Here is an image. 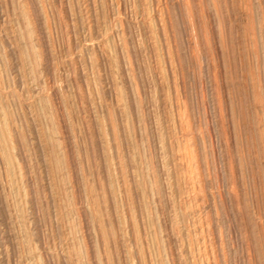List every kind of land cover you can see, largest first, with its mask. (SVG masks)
<instances>
[{"label":"rangeland","instance_id":"rangeland-1","mask_svg":"<svg viewBox=\"0 0 264 264\" xmlns=\"http://www.w3.org/2000/svg\"><path fill=\"white\" fill-rule=\"evenodd\" d=\"M0 264H264V0H0Z\"/></svg>","mask_w":264,"mask_h":264}]
</instances>
